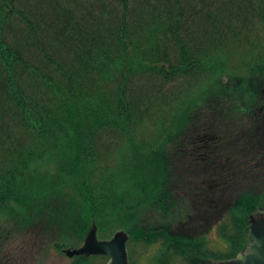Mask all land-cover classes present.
Here are the masks:
<instances>
[{
    "label": "trees",
    "instance_id": "obj_1",
    "mask_svg": "<svg viewBox=\"0 0 264 264\" xmlns=\"http://www.w3.org/2000/svg\"><path fill=\"white\" fill-rule=\"evenodd\" d=\"M257 29L264 0H0V242L76 246L96 222L130 233V264L243 251L261 183H224L236 197L219 225L227 252L175 228L221 176L193 141L264 120ZM242 50L253 58L241 65Z\"/></svg>",
    "mask_w": 264,
    "mask_h": 264
},
{
    "label": "flooded vegetation",
    "instance_id": "obj_2",
    "mask_svg": "<svg viewBox=\"0 0 264 264\" xmlns=\"http://www.w3.org/2000/svg\"><path fill=\"white\" fill-rule=\"evenodd\" d=\"M247 134L248 133H242L240 136L235 137L234 140H228L226 139V137H223L222 135L217 133L208 135L200 134L197 137L199 143L196 140L193 141L197 144L194 149L199 150L201 154H208L210 156V161L206 163L204 169L210 168V170L208 171L209 173L211 171V168L213 170L215 169L213 171V175L221 176L219 178H208L206 180V182H211V184L207 188H204L203 186V195H197V199H201L199 201H196L199 212H197V214H195L190 219V221L186 223L189 225L186 229H184V224H180V227H178V230H180V232H182L183 234H190L192 237H205L206 234H208V232L216 224L222 222L223 216L226 214L228 205L225 203L222 204L221 202L227 195L230 199L232 198L231 193H227L224 183L230 182L232 184H237L243 182L244 178L255 183L259 181L264 182V133L261 132V137L258 138V134L256 132H252L249 136H246ZM222 139L225 140L223 141ZM248 147H250L251 152H253L254 149L256 151H262L260 157L258 159H255L253 154L251 158L247 157L243 160V158L240 157L241 150L242 148L246 149ZM232 153L235 154L233 162H220V155ZM251 159L252 161H248ZM223 169L232 170V173H230V171L226 174H219V172H217V170L223 171ZM202 182L205 181L202 180ZM211 187H214V189L212 190V194H210ZM212 200L215 202L214 204L211 203ZM199 202L205 204L206 206L199 208ZM208 206H212L215 209L210 210L208 209ZM0 243V259L1 257H3V260L2 262H0V264H22V261H19V258H17L14 252L17 251V253H20L24 251L30 253V251L34 252L35 250L33 248L34 246H31L30 243L19 242L18 244H14L17 243L14 240H5L4 242ZM4 245H7V247L5 248ZM11 245H14L15 247L10 248Z\"/></svg>",
    "mask_w": 264,
    "mask_h": 264
},
{
    "label": "water",
    "instance_id": "obj_3",
    "mask_svg": "<svg viewBox=\"0 0 264 264\" xmlns=\"http://www.w3.org/2000/svg\"><path fill=\"white\" fill-rule=\"evenodd\" d=\"M250 221L246 250L220 264H264V213L251 214ZM129 238L130 234L120 229L110 239H100L98 226L93 223L84 243L78 248H67L65 252L70 256L104 254L109 257L107 264H129Z\"/></svg>",
    "mask_w": 264,
    "mask_h": 264
},
{
    "label": "rangeland",
    "instance_id": "obj_4",
    "mask_svg": "<svg viewBox=\"0 0 264 264\" xmlns=\"http://www.w3.org/2000/svg\"><path fill=\"white\" fill-rule=\"evenodd\" d=\"M255 31H257V35H259L258 38H260L264 41V30L257 29ZM245 53L249 54V53H247V51L242 50L237 55L238 60H239L241 65H242V59L244 60V58H245L246 61H250L253 58L252 54H250L247 57ZM258 120H255V123H254V124H256V133L258 134L257 138L261 137V134H260L261 132L264 133V120L261 122ZM261 153H262V151H256V153H254L255 159H258L260 157ZM219 158L221 159L220 162L229 163V162H233L234 156L229 155V154H222V155H220ZM242 158L244 160V158H247V157L243 156ZM203 178H206V176ZM208 183L211 184V182H208ZM258 183L259 184L261 183L262 185H264V182H262V181H259ZM231 190L233 191V189H228L227 192H229V194L231 193L233 199H231V201H230L228 199V197H226L224 202H230L233 205L236 197L234 196L235 193H233ZM197 200L199 201L201 199H197ZM199 204H200L198 206L199 208L206 206L205 204H202L200 202H199ZM208 209L213 210L215 208L212 206L211 207L208 206ZM230 209L223 216L222 222H220L219 224H216L207 234L208 245L213 251H216V252H227L228 251V242L225 241V239L220 236L219 225H221L226 219L229 218ZM197 212H199L198 209L196 212L194 211L193 214H197ZM203 222H205V221H203ZM188 226H189L188 224L184 223V229H186ZM112 234H108V235H104V236L100 234V237L107 238V237H110ZM22 240L23 239L19 238V239H17V241H15L17 243H14V244H18ZM76 246H78V245H76ZM11 247H15V246L11 245L10 248ZM37 247L38 248H36L35 249L36 251L34 250V252L30 251V253H29V252L22 251L20 253H17V251H15L14 253L17 256V258H19V261H22V264H72L76 260V256L75 257H69L65 253L58 251L55 248V244L51 241H46V242L42 241V246L40 245ZM72 247H75V246H72ZM142 250H144V249H142ZM149 252H153V249L150 250ZM147 256L148 255L146 254V255L139 257L138 262L139 263L140 262L141 263L146 262ZM107 261H108V257H106V256H94L93 258L90 259L88 264H107ZM213 261H215L213 263V264H215L217 260L214 259Z\"/></svg>",
    "mask_w": 264,
    "mask_h": 264
}]
</instances>
